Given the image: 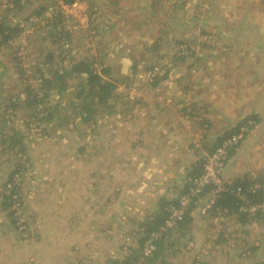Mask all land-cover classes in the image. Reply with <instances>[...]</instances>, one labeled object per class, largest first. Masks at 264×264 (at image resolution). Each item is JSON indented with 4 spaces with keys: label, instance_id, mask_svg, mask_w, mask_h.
I'll return each mask as SVG.
<instances>
[{
    "label": "rangeland",
    "instance_id": "obj_1",
    "mask_svg": "<svg viewBox=\"0 0 264 264\" xmlns=\"http://www.w3.org/2000/svg\"><path fill=\"white\" fill-rule=\"evenodd\" d=\"M15 1L0 0L22 26L0 48V264H264V210L226 214L192 183L245 121L222 176L264 186V0ZM83 58L115 84L113 107L83 120L87 74L11 105ZM186 195L184 215L150 231ZM164 231L174 246L151 261Z\"/></svg>",
    "mask_w": 264,
    "mask_h": 264
},
{
    "label": "trees",
    "instance_id": "obj_2",
    "mask_svg": "<svg viewBox=\"0 0 264 264\" xmlns=\"http://www.w3.org/2000/svg\"><path fill=\"white\" fill-rule=\"evenodd\" d=\"M63 3L66 4H72L73 2L77 0H61ZM16 6L22 7L21 0L15 1ZM23 8V7H22ZM44 8L40 11L42 12ZM10 18H7V16H4V18H0V48L1 45L4 43H8L11 39H13L15 36H17L22 26L20 24H13L12 21H10ZM58 24L59 22H55ZM156 44H159L158 41ZM66 48L68 47L67 45ZM67 50V49H66ZM44 60H49L50 62H54L55 56L54 53H50L48 57L43 58ZM62 63L57 68H49L52 72V76L49 77L48 75H45L42 73V82L39 83L38 86H34L33 84L28 83L26 88L24 90L19 89L15 96H7L6 97L10 100L11 99V105L15 107V103L19 102L21 100L20 92L23 93V91L27 92V98L22 100L26 103L28 101V104H36L40 99L39 92L43 93V96H48L51 89H56L58 93H62L63 91L67 90L69 88V85L67 84L68 78L73 74H78L81 78H84L82 74H87L88 77H86V80H82V83L80 86H77V96L80 99V102H83L82 104V112H85V114H82L81 117L85 121H89L93 119V116L99 115L102 113V111L113 107V104H111L110 98L113 96V92L115 89V84H113V81L108 78H104L102 74H100L96 68L94 67L93 62L90 59H82L77 60L76 62H73L72 65L67 66L65 68H61ZM8 91V89H7ZM34 96V98L29 100L30 97ZM1 98H3L1 96ZM10 105V104H9ZM8 105V106H9ZM6 106V108L8 107ZM48 114L43 116V119L50 118L52 119L54 117V114L50 111L49 108H46ZM45 109V110H46ZM111 112V111H109ZM250 116H247L245 119H248ZM257 118V115L254 116ZM2 122L5 121L1 120ZM245 123V121L239 122V124L230 130H227L226 133L219 138L218 142H222L226 137L230 136L231 134H234L241 130L242 125ZM251 123L249 124V128H252L256 125ZM247 133V130L245 131V134ZM217 145V144H216ZM203 167V165H202ZM16 173V172H15ZM15 173L12 175V178L15 177ZM11 178V180H13ZM258 180H247V183L243 179H239L237 183L234 185L242 186L243 192L246 195V199L242 198L240 194L237 193L236 190H227V191H221L217 196L216 200L213 204V208H221L226 214H232V213H241L244 214L243 217L247 216V212H244L243 209H241V206L246 203L251 204H258V203H264V186L261 185L260 188H256L253 190L251 188ZM260 183V181H258ZM262 182V181H261ZM263 183V182H262ZM261 184V183H260ZM166 208H162V215L158 216V218L154 217L149 219L146 223L148 227L150 226V231L157 230L160 226L165 225L168 220L170 211L167 209V203H165ZM261 211V210H259ZM154 220L156 222H154ZM153 221V222H152ZM152 222V223H151ZM151 223V224H150ZM149 227V228H150ZM168 232H162L161 235H157L155 240H153V243H155V248L153 249L152 253L149 255H146L148 259L151 261L156 260L157 257L163 253L164 250H168V252L171 251L170 244L172 242L170 241V238L167 237ZM146 239V238H145ZM165 243L164 241H167ZM167 252V254H168ZM139 264H146L144 261H140ZM194 264H207V263H201V262H195Z\"/></svg>",
    "mask_w": 264,
    "mask_h": 264
},
{
    "label": "built area",
    "instance_id": "obj_3",
    "mask_svg": "<svg viewBox=\"0 0 264 264\" xmlns=\"http://www.w3.org/2000/svg\"><path fill=\"white\" fill-rule=\"evenodd\" d=\"M246 130L247 128H241L240 131L226 137L221 143L217 145L215 150H213L210 154H208L204 158L202 172L198 174V176H195L192 179V183L197 191L201 190V188H203L204 186L213 185L215 187V191L217 195L221 191L236 190L237 193L240 194L242 198L244 199L247 198L243 192L242 186L235 187L225 184L222 176L226 161L229 158V150L231 149V147L235 146L243 139ZM260 187L261 184L259 182H256L251 188H253L254 190ZM187 199L188 196L186 195L183 198H181L180 201H178L177 205H171L170 208H168L170 211L167 220L168 223H175L177 219L181 218L182 215H184ZM215 200L216 198H213L211 204L215 202ZM244 207H246V209L249 210L250 212H256L258 209L264 210V203H258V204L246 203L241 206V209H244ZM153 246L154 245L152 244L150 248L147 251H145V255H149L152 253L153 249L155 248L154 247L152 249Z\"/></svg>",
    "mask_w": 264,
    "mask_h": 264
},
{
    "label": "crops",
    "instance_id": "obj_4",
    "mask_svg": "<svg viewBox=\"0 0 264 264\" xmlns=\"http://www.w3.org/2000/svg\"><path fill=\"white\" fill-rule=\"evenodd\" d=\"M255 126H256V125H255ZM233 152H234V150H233ZM233 152H232V153H233ZM164 155H167V156H168V155H172V153L166 151ZM156 158H157V157L155 156V154L147 155V159H146V160H147V161H146L147 164H146V165L149 166V167L151 168V169H149V170H151V171H152V170H153V171H156V170H157V168H154L153 165H152L153 162H157V161H156ZM147 166H146V167H147ZM155 166H159V165H155ZM144 198L146 199V195H145ZM242 264H245V262H243ZM249 264H252V263H249Z\"/></svg>",
    "mask_w": 264,
    "mask_h": 264
}]
</instances>
